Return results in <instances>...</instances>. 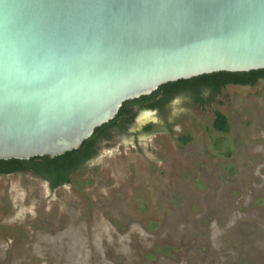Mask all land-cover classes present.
I'll list each match as a JSON object with an SVG mask.
<instances>
[{
	"label": "rangeland",
	"instance_id": "374dc122",
	"mask_svg": "<svg viewBox=\"0 0 264 264\" xmlns=\"http://www.w3.org/2000/svg\"><path fill=\"white\" fill-rule=\"evenodd\" d=\"M134 111L69 184L0 175V264H264V78Z\"/></svg>",
	"mask_w": 264,
	"mask_h": 264
},
{
	"label": "water",
	"instance_id": "95a60500",
	"mask_svg": "<svg viewBox=\"0 0 264 264\" xmlns=\"http://www.w3.org/2000/svg\"><path fill=\"white\" fill-rule=\"evenodd\" d=\"M264 68V0H0V159L76 149L126 100Z\"/></svg>",
	"mask_w": 264,
	"mask_h": 264
},
{
	"label": "trees",
	"instance_id": "16d2710c",
	"mask_svg": "<svg viewBox=\"0 0 264 264\" xmlns=\"http://www.w3.org/2000/svg\"><path fill=\"white\" fill-rule=\"evenodd\" d=\"M262 78H264V68L246 72L219 71L164 83L148 95L124 101L115 117L96 127L92 135L83 140L78 148L52 158L33 156L29 159H0V175L31 172L45 179L51 189H56L69 184L72 174L96 155L98 144L109 138L112 128L117 127L128 132V126L136 115L131 106L133 103H139L145 109H157L163 112L164 104L168 99L176 94L186 93L194 105L204 107L213 101L214 97L227 84L253 86ZM213 126L219 132H227L228 120L222 112L215 111ZM152 129L153 124H147L143 127L144 132H149ZM184 140L187 141L188 138L186 137Z\"/></svg>",
	"mask_w": 264,
	"mask_h": 264
},
{
	"label": "flooded vegetation",
	"instance_id": "af4514ba",
	"mask_svg": "<svg viewBox=\"0 0 264 264\" xmlns=\"http://www.w3.org/2000/svg\"><path fill=\"white\" fill-rule=\"evenodd\" d=\"M227 85H232V84H227ZM227 85H226V86H227ZM226 86H225V87H226ZM215 98H216V96L214 97L213 101L215 100ZM213 101H211V102H213ZM131 106L133 107V111H134L135 107L140 106V104H139V103H133ZM149 124H152V123H149Z\"/></svg>",
	"mask_w": 264,
	"mask_h": 264
}]
</instances>
